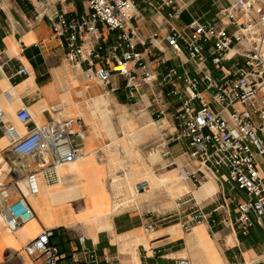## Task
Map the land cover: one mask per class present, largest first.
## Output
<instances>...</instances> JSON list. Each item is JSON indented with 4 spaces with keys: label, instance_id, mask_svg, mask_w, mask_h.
<instances>
[{
    "label": "crops",
    "instance_id": "1",
    "mask_svg": "<svg viewBox=\"0 0 264 264\" xmlns=\"http://www.w3.org/2000/svg\"><path fill=\"white\" fill-rule=\"evenodd\" d=\"M133 1L137 5L133 24L147 38L169 8L161 0H150L159 6L158 12L142 0ZM172 1L186 4L174 24L187 32L192 19L218 21L220 12L236 0ZM84 3L85 0L1 3L0 184L18 179L34 216L14 232L0 221V264H32L23 249L43 229L54 230L51 242L59 250L58 264H109L107 259L114 257L126 264H175L179 258L190 264H264V226L253 227L243 235L235 223L236 203L244 199V193L226 182L225 170L219 176L198 171L192 148L178 137L173 113L181 99L169 98L171 104L162 116L156 117L154 98L161 93L156 81L142 83L130 100L123 77L113 75L109 83L88 81L83 74L86 63L79 68L68 63L62 41L53 36L45 15L60 7L82 13ZM100 31L102 43L114 41V33L103 27ZM136 49H146L148 61L154 56L163 57L169 66L177 67L186 58L176 57L161 37L148 47L138 44ZM20 68H26L28 74H19ZM157 70L160 72L162 67ZM213 74L217 75L216 71ZM111 85L114 91H110ZM10 87L14 93L7 99L5 93ZM22 106L30 112V127L78 116L86 124L85 138L76 141L83 158L39 171L34 192L28 191L22 171H14L16 163L3 158L10 145L3 124H12L19 134L24 133L15 119ZM211 107L218 109L213 103ZM109 123L112 139L108 136ZM170 166L173 168L168 169ZM182 169L194 174L198 182L191 176L183 178ZM259 171L264 177V158H259ZM171 175H177L175 184H184L186 189L176 193L169 207L149 203L156 187H166L162 181ZM126 177L134 190L143 182L148 187L145 191L135 190L134 201L128 198ZM18 195L15 190L10 192L12 199ZM214 208V225L204 222L188 232L180 228L178 223L191 211ZM150 222L154 229L148 233L145 226ZM82 247L93 249L98 260L73 263L71 254Z\"/></svg>",
    "mask_w": 264,
    "mask_h": 264
},
{
    "label": "built area",
    "instance_id": "2",
    "mask_svg": "<svg viewBox=\"0 0 264 264\" xmlns=\"http://www.w3.org/2000/svg\"><path fill=\"white\" fill-rule=\"evenodd\" d=\"M161 1L169 11L147 38L133 24L137 13L133 0H85L82 13L60 7L45 16L53 36L62 41L68 63L75 68L86 63L83 70L86 80L109 83L113 75H119L125 79L130 100L142 83L156 81L161 89L153 103L156 117L162 116L171 104L169 98L181 99L173 113L174 129L192 148L191 156L199 163L198 171L219 176L225 170L226 182L244 193V199L236 203L235 223L241 234L246 235L251 228L264 226V177L259 171V158H264V0H236L220 12L218 21L192 19L187 32L174 24L186 4ZM1 3L2 0L0 9ZM142 3L159 11V6L150 0ZM100 27L115 34L111 44L101 42ZM160 37L176 57H186L179 66H169L161 56L148 61L147 50L136 49L138 44L148 47ZM18 73L27 75L28 70L20 68ZM114 90L111 85L110 91ZM13 93L10 87L5 93L7 99ZM211 103L218 109H212ZM15 119L24 133L19 134L12 124H3L10 139L9 151L3 158L16 163L14 171H22L29 192L36 190L39 171L83 158L76 142L86 135L82 117L52 119L30 127V112L22 106ZM181 172L198 182L194 174L185 169ZM147 188L144 182L135 186L136 192ZM12 190L19 193L14 199L10 196ZM216 212L217 208L195 209L178 224L185 232L204 222L212 226ZM33 216L18 179L0 184V221L8 231H16ZM153 229V223L146 224V232ZM53 236V229H43L25 245L23 250L32 264H58L59 250L51 242ZM70 257L73 263L98 260L97 253L85 247ZM107 263L126 264L116 257L107 259ZM175 264L190 263L179 258Z\"/></svg>",
    "mask_w": 264,
    "mask_h": 264
},
{
    "label": "rangeland",
    "instance_id": "3",
    "mask_svg": "<svg viewBox=\"0 0 264 264\" xmlns=\"http://www.w3.org/2000/svg\"><path fill=\"white\" fill-rule=\"evenodd\" d=\"M27 1H29L30 4L34 3V0H27ZM113 116H114V114H112V117ZM107 130H108V136L112 139V127H111L110 123L108 124ZM172 168H173V166L168 167V169H172ZM157 174L160 176L161 173L157 172ZM177 178H178V176H177ZM162 182L164 183V180ZM172 184L173 183H170V184L166 185V187L165 186H157L156 189L154 190L155 192L151 198L152 200H150L149 203L156 202L158 205L163 204V205H166L164 207H169V205L172 204L173 200L178 195V194H175V196H172L171 192L169 191L170 188H168V187L171 186Z\"/></svg>",
    "mask_w": 264,
    "mask_h": 264
},
{
    "label": "bare ground",
    "instance_id": "4",
    "mask_svg": "<svg viewBox=\"0 0 264 264\" xmlns=\"http://www.w3.org/2000/svg\"><path fill=\"white\" fill-rule=\"evenodd\" d=\"M93 123V121H89V124L91 125ZM163 123L165 124L166 123V121H163ZM107 146L105 145V146H103L102 147V149L103 148H106ZM180 175L183 177V178H185L184 177V174L183 173H180ZM179 178H177V176L176 175H171V176H168L166 179H164V183L167 185V184H170V183H173L171 186H169L168 188H170V192H171V194H172V196H175V194L176 193H178V192H181V190H185L186 189V187H185V185L184 184H175V183H177ZM126 185H127V188H128V190L130 191V193H129V197L128 198H130V200H132V201H134V199H133V195H136L135 194V190H134V187H133V184H132V182H131V180L129 179V178H127L126 177ZM148 189V188H147Z\"/></svg>",
    "mask_w": 264,
    "mask_h": 264
}]
</instances>
